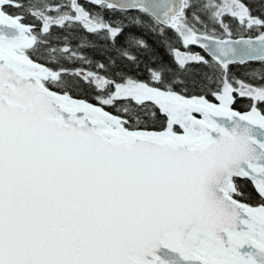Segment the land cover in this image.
<instances>
[{"label":"snow or ice","instance_id":"snow-or-ice-1","mask_svg":"<svg viewBox=\"0 0 264 264\" xmlns=\"http://www.w3.org/2000/svg\"><path fill=\"white\" fill-rule=\"evenodd\" d=\"M0 264H264V0H0Z\"/></svg>","mask_w":264,"mask_h":264},{"label":"trees","instance_id":"trees-1","mask_svg":"<svg viewBox=\"0 0 264 264\" xmlns=\"http://www.w3.org/2000/svg\"><path fill=\"white\" fill-rule=\"evenodd\" d=\"M155 39H156L155 37H150V42H151L152 40H155ZM160 51L163 52V48H161Z\"/></svg>","mask_w":264,"mask_h":264},{"label":"flooded vegetation","instance_id":"flooded-vegetation-1","mask_svg":"<svg viewBox=\"0 0 264 264\" xmlns=\"http://www.w3.org/2000/svg\"><path fill=\"white\" fill-rule=\"evenodd\" d=\"M197 51H199V49H196ZM240 71H242V69H240Z\"/></svg>","mask_w":264,"mask_h":264}]
</instances>
